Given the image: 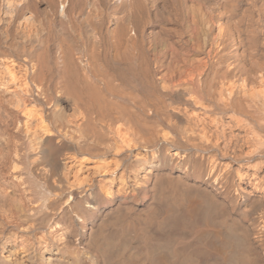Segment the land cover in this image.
Instances as JSON below:
<instances>
[{"label":"bare ground","instance_id":"1","mask_svg":"<svg viewBox=\"0 0 264 264\" xmlns=\"http://www.w3.org/2000/svg\"><path fill=\"white\" fill-rule=\"evenodd\" d=\"M0 264H264V0H0Z\"/></svg>","mask_w":264,"mask_h":264}]
</instances>
